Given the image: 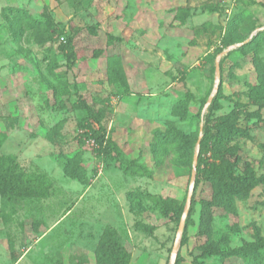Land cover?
Returning a JSON list of instances; mask_svg holds the SVG:
<instances>
[{
  "label": "rangeland",
  "instance_id": "1",
  "mask_svg": "<svg viewBox=\"0 0 264 264\" xmlns=\"http://www.w3.org/2000/svg\"><path fill=\"white\" fill-rule=\"evenodd\" d=\"M257 32L258 49L245 47ZM218 86L228 98L210 112ZM233 110L245 130L236 174L264 175V0H0V155L52 182L46 198L0 199V264H96L108 226L129 264H174L178 252L181 264H250L230 254L264 244L263 183L206 223L200 183L182 247V216L162 213L185 208L190 186L192 196L206 117ZM167 132L187 138L184 165L171 152L155 159Z\"/></svg>",
  "mask_w": 264,
  "mask_h": 264
},
{
  "label": "trees",
  "instance_id": "2",
  "mask_svg": "<svg viewBox=\"0 0 264 264\" xmlns=\"http://www.w3.org/2000/svg\"><path fill=\"white\" fill-rule=\"evenodd\" d=\"M188 15V10L183 7L176 9V17L180 22H184ZM32 19V18H31ZM35 20H32L34 22ZM95 33L94 27L88 28ZM230 27L227 28V33ZM263 32H257L255 36L245 45L253 50L259 47V36ZM71 38L66 40L62 47L67 59L73 56V46ZM119 37L108 34L107 44L118 41ZM98 53L93 56L97 57ZM121 56L111 54L107 56V65L115 70V65L119 63ZM228 98L222 93L218 86L217 93L209 102L208 110L212 112L219 108V101ZM205 102V101H204ZM185 106L179 107L177 114L185 115ZM264 121V120H263ZM85 133L87 137H93L100 145L103 137L97 131L90 128ZM245 135V130L238 126L234 110L221 116L208 115L202 127V136L198 141L199 150L195 164V176L193 192L190 205L186 213L183 224L180 247L187 244L188 227L191 224V216L194 213V192L200 183L206 184L210 188V194L200 200V219L203 223L208 222L214 209L224 207L229 197L241 195L248 191L249 186L263 183L264 175L256 176L252 168L245 166L240 174H236L237 166L241 160L238 153L237 139ZM6 138L5 131H0V146ZM197 138V136H196ZM196 138L192 140L195 143ZM187 138L178 133H161L158 137L157 145L153 146L155 159L171 152L174 157L182 164L185 163ZM154 145V144H153ZM206 152L210 157L205 158ZM210 159V160H209ZM188 168L191 169V159L188 161ZM52 182L41 173L25 174L18 169V164L12 156L0 155V199L10 201L13 199L26 198H46L51 195ZM161 203V204H160ZM162 205V201H159ZM181 204L174 213L162 208L164 215L179 222L183 213ZM250 264H260L264 260V244L253 246H242L232 252V254ZM96 264H129L130 254L121 244L117 231L112 227H106L103 231L95 250ZM182 256L178 252L174 264H181Z\"/></svg>",
  "mask_w": 264,
  "mask_h": 264
},
{
  "label": "water",
  "instance_id": "3",
  "mask_svg": "<svg viewBox=\"0 0 264 264\" xmlns=\"http://www.w3.org/2000/svg\"><path fill=\"white\" fill-rule=\"evenodd\" d=\"M217 65H218V64L216 63V65H215V68H216V69H217ZM211 98H212V95L209 96L208 103L210 102ZM194 172H195V169L193 168L192 175H194ZM192 180H193V178H192ZM191 191H192V186H190L189 194H188V197H187L186 206H185V208H184V213H183L182 218H181V221H180V228H181V229H182V227H183L184 217H185V214H186L187 209H188V204H189V201H190Z\"/></svg>",
  "mask_w": 264,
  "mask_h": 264
}]
</instances>
